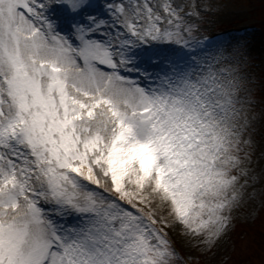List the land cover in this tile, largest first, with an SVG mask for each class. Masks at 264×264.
I'll use <instances>...</instances> for the list:
<instances>
[{"label": "snow or ice", "instance_id": "1", "mask_svg": "<svg viewBox=\"0 0 264 264\" xmlns=\"http://www.w3.org/2000/svg\"><path fill=\"white\" fill-rule=\"evenodd\" d=\"M253 8L0 0V264H264Z\"/></svg>", "mask_w": 264, "mask_h": 264}, {"label": "rangeland", "instance_id": "2", "mask_svg": "<svg viewBox=\"0 0 264 264\" xmlns=\"http://www.w3.org/2000/svg\"><path fill=\"white\" fill-rule=\"evenodd\" d=\"M260 20L261 6L259 4V0H254V8L252 10L251 19L246 21V23L248 24L247 31L250 33L249 40L254 50V55L257 57H259L261 52L264 51V24H261ZM231 27H235V25ZM257 63H259V60H257ZM261 131L262 130L258 124L256 127L257 140L260 138ZM257 163H259V160Z\"/></svg>", "mask_w": 264, "mask_h": 264}]
</instances>
